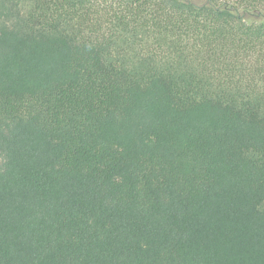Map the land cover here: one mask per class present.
<instances>
[{
  "label": "trees",
  "instance_id": "trees-1",
  "mask_svg": "<svg viewBox=\"0 0 264 264\" xmlns=\"http://www.w3.org/2000/svg\"><path fill=\"white\" fill-rule=\"evenodd\" d=\"M264 0H0V264H264Z\"/></svg>",
  "mask_w": 264,
  "mask_h": 264
},
{
  "label": "rangeland",
  "instance_id": "rangeland-1",
  "mask_svg": "<svg viewBox=\"0 0 264 264\" xmlns=\"http://www.w3.org/2000/svg\"><path fill=\"white\" fill-rule=\"evenodd\" d=\"M264 208V207H263Z\"/></svg>",
  "mask_w": 264,
  "mask_h": 264
}]
</instances>
